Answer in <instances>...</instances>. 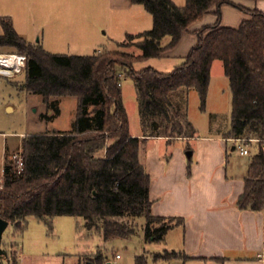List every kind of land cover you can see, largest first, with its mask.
<instances>
[{
    "label": "trees",
    "instance_id": "obj_1",
    "mask_svg": "<svg viewBox=\"0 0 264 264\" xmlns=\"http://www.w3.org/2000/svg\"><path fill=\"white\" fill-rule=\"evenodd\" d=\"M131 1L142 5L152 17L151 29L126 34L125 46L130 40H139L138 55L106 49L92 55L52 53L40 42L21 37L10 17L0 18V46L14 47L27 56V91L40 94L56 113L59 108L52 97L74 96L78 101L74 130L26 135L20 174L8 159L3 164L0 217L21 234L31 216L44 221L50 230L55 217H79L85 230L96 231L105 241L135 235L133 227L119 220L123 217H143V238L150 243L162 242L174 226H184L181 217L152 213L151 179L139 160L141 139L130 134L120 76L125 73L134 82L144 139L161 136L170 144L178 138L194 137L184 103H175L172 92L182 87L195 89L203 108L214 60L222 61L232 94L231 122L225 137L258 140L236 205L241 210L264 208V12L235 0H186L183 6L172 0ZM225 5L247 17L237 27L221 25ZM208 13H214L216 21L193 31L197 43L172 71L134 69L136 62L174 49L183 33ZM166 36L170 41L162 45ZM181 256L164 251L153 258ZM6 257L4 250L0 261ZM93 260L94 264L106 263L101 252ZM135 264H147V260L139 255Z\"/></svg>",
    "mask_w": 264,
    "mask_h": 264
},
{
    "label": "rangeland",
    "instance_id": "obj_2",
    "mask_svg": "<svg viewBox=\"0 0 264 264\" xmlns=\"http://www.w3.org/2000/svg\"><path fill=\"white\" fill-rule=\"evenodd\" d=\"M185 1L180 5H184ZM6 16L12 19L16 32L28 42H40L45 50L65 55H92L103 49L138 55L141 53L136 46L139 40H130L125 46L126 34L152 28V17L142 5L122 6L121 0H0V18ZM169 39L168 36L163 38L161 44L166 45ZM11 52H17V49L0 46V53ZM175 52L138 61L134 69L138 71L153 67L164 73L170 72L184 61L180 57L181 49ZM210 76L211 89L203 108L195 89L184 88L181 91L184 92L181 104L184 103L194 137L220 135L230 128L231 92L222 61H214ZM120 79L131 129L140 131L142 126L134 82L125 73L121 74ZM25 82L24 70L13 77L0 76V170L10 155L22 151V140L26 135L46 131L69 132L75 127L76 97H52L51 100H56L58 104L59 112L56 113L54 106H48L40 94L27 91ZM173 100L178 102L175 98ZM159 144L162 154L169 156L176 148H182L186 151L184 155L187 159L195 160L192 153L197 150V142L194 139L170 144L162 140ZM154 146V141L146 142L142 150ZM248 149L251 153L257 151L256 145ZM230 153L233 158L248 159V155H237V150L231 149ZM119 220L134 228L135 235L130 239L113 238L105 242L96 231L85 230L81 218L73 216L55 217L52 230L44 221L31 216L27 218L23 234L15 231L14 224L10 223L2 239V249L7 252V257L0 264H77L79 259L83 263L94 264V257L102 251L107 260L114 259L118 253L122 256L118 264H135V255L146 249L148 251L143 252L145 257L149 250L155 249V245L149 246L143 241V217H123ZM20 254L24 257L19 261ZM155 254L151 252L150 255L154 257Z\"/></svg>",
    "mask_w": 264,
    "mask_h": 264
},
{
    "label": "crops",
    "instance_id": "obj_3",
    "mask_svg": "<svg viewBox=\"0 0 264 264\" xmlns=\"http://www.w3.org/2000/svg\"><path fill=\"white\" fill-rule=\"evenodd\" d=\"M172 1L178 6H183L180 4L184 0ZM235 1L248 8L256 7L264 12V0ZM121 2L122 6L133 4L131 0H121ZM246 17L247 15L239 9L225 5L222 7L221 25L237 27ZM215 21V14L208 13L193 23L189 31L183 33L176 47L166 55L181 49L180 57L185 58L197 43L193 31ZM1 31L3 32L2 27ZM182 89L184 88H179L171 94L172 99L175 98L177 103H181L184 98ZM129 129L132 136L141 139L139 160L151 179L149 194L153 201L152 213L184 219V226H174L162 242L150 243L143 239L145 244L155 245V249L149 250L150 252L145 255L147 264H264V208L261 211L241 210L236 205L238 197L243 192L244 179L248 173L250 158L254 153L249 149L250 153L246 161L243 158H233L230 150H237V141L226 138L225 131L220 135L190 137L197 142V150L192 153L195 160L192 161L185 157L186 151L182 148H176L169 156L166 153L162 154L159 142L167 141L166 138L150 136L144 139L146 133L143 129L134 131L130 123ZM188 139L178 138L174 141ZM150 141H154L155 146L142 150L143 145ZM256 142L253 141L249 147L256 145L258 148ZM236 154L243 157L239 152ZM144 250L141 254L135 255L134 259L143 255ZM164 251H175L182 256L154 260L150 255L151 252L157 254ZM102 254L106 260L105 264L113 260H107L103 251ZM23 257L20 254L19 261ZM121 259L120 255L119 260ZM77 264H86V262L83 263L79 259Z\"/></svg>",
    "mask_w": 264,
    "mask_h": 264
},
{
    "label": "built area",
    "instance_id": "obj_4",
    "mask_svg": "<svg viewBox=\"0 0 264 264\" xmlns=\"http://www.w3.org/2000/svg\"><path fill=\"white\" fill-rule=\"evenodd\" d=\"M0 61L3 68L6 69L0 72V76L4 77H13L19 73H21L27 63V56L24 53L19 52H11V53H0ZM237 141V150L240 155L246 156L249 155V145L253 141H257L256 139H247V138H238ZM8 161L11 162L13 168L15 169L17 174H20L24 169V160L22 156V151L20 153H14L10 155ZM0 184L3 183V173L4 168L2 164V169L0 170ZM120 259V254H116L115 258L112 261H109L108 264H118V260Z\"/></svg>",
    "mask_w": 264,
    "mask_h": 264
},
{
    "label": "water",
    "instance_id": "obj_5",
    "mask_svg": "<svg viewBox=\"0 0 264 264\" xmlns=\"http://www.w3.org/2000/svg\"><path fill=\"white\" fill-rule=\"evenodd\" d=\"M189 156L191 153L188 154ZM9 226V222L3 218L0 217V255L4 253V250L2 249V239H3V234L7 227Z\"/></svg>",
    "mask_w": 264,
    "mask_h": 264
},
{
    "label": "bare ground",
    "instance_id": "obj_6",
    "mask_svg": "<svg viewBox=\"0 0 264 264\" xmlns=\"http://www.w3.org/2000/svg\"><path fill=\"white\" fill-rule=\"evenodd\" d=\"M0 64H2V62L0 61ZM1 70H6L5 68H3V66L0 65V72Z\"/></svg>",
    "mask_w": 264,
    "mask_h": 264
}]
</instances>
